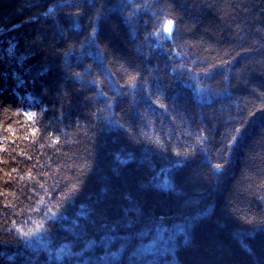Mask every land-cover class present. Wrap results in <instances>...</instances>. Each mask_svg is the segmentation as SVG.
Wrapping results in <instances>:
<instances>
[{
    "label": "trees",
    "instance_id": "16d2710c",
    "mask_svg": "<svg viewBox=\"0 0 264 264\" xmlns=\"http://www.w3.org/2000/svg\"><path fill=\"white\" fill-rule=\"evenodd\" d=\"M0 264H264V0H0Z\"/></svg>",
    "mask_w": 264,
    "mask_h": 264
},
{
    "label": "snow or ice",
    "instance_id": "6c2138e0",
    "mask_svg": "<svg viewBox=\"0 0 264 264\" xmlns=\"http://www.w3.org/2000/svg\"><path fill=\"white\" fill-rule=\"evenodd\" d=\"M172 25H173V21L169 20V21L167 22V28H168V31H169V32L172 31ZM25 115L28 116V119H32V116H33L34 114L29 115V114L26 113ZM237 131H238V130H237ZM233 139H235V137H233ZM214 167H216V168H221V167H223V165L217 164V165H214Z\"/></svg>",
    "mask_w": 264,
    "mask_h": 264
},
{
    "label": "water",
    "instance_id": "95a60500",
    "mask_svg": "<svg viewBox=\"0 0 264 264\" xmlns=\"http://www.w3.org/2000/svg\"><path fill=\"white\" fill-rule=\"evenodd\" d=\"M173 25H172V31L171 32H169L168 31V28H167V25L165 26V33L167 34V35H171L172 34V32H173Z\"/></svg>",
    "mask_w": 264,
    "mask_h": 264
}]
</instances>
